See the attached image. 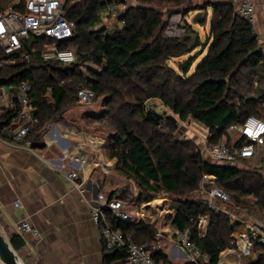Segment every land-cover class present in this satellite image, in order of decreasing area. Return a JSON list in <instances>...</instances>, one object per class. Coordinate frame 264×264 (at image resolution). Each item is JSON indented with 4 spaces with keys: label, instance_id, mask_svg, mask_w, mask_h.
Returning a JSON list of instances; mask_svg holds the SVG:
<instances>
[{
    "label": "trees",
    "instance_id": "1",
    "mask_svg": "<svg viewBox=\"0 0 264 264\" xmlns=\"http://www.w3.org/2000/svg\"><path fill=\"white\" fill-rule=\"evenodd\" d=\"M15 1L1 0V5L5 8ZM139 1L144 6L128 11L123 28L109 30L95 28L97 0H89L85 5L68 0V16L76 20L77 29L60 46L76 48L77 61L67 65L45 61L41 57V42H33L36 52H31L25 43L30 50L29 61L0 69V85L18 86L23 82L31 85L30 98L39 117L38 125L28 136L33 148L41 145L40 136L46 123L60 118L79 101L81 88H91L96 96H103V114L95 119L103 120L109 129L107 150L116 159V169L140 189L142 203L155 200L161 193L180 195L175 200L172 226L189 229L192 240L209 255L210 263L218 264L223 251L237 248L233 234L244 220L232 222L226 212L209 210L205 200L188 197L200 192L204 175H212L215 184L231 197L227 206L244 209L251 198L256 207L264 210V172L207 161L189 142L176 138L178 124L172 115L150 111L148 103L157 99L181 121L194 120L205 125L210 142H219L226 136L230 144L231 125L242 123L251 115L264 120V89L260 88L264 84V54L259 50L253 26L238 16L234 2H214L209 5L213 13L204 47L206 54L190 73L198 57L190 55L200 43L197 32L188 25L183 36H166V23L174 12L170 9L167 15L153 4L155 0ZM178 2L181 4L183 0ZM184 55L190 57L180 63V74L170 60ZM8 57L0 52V60ZM90 62L99 66V70L89 68L86 75L81 66ZM256 83L259 84L254 89ZM14 116V111L1 113L0 130ZM244 142L243 136L236 140L239 146ZM114 194L115 191L110 196ZM202 215L210 219L203 236L198 226ZM110 221L115 228L132 235L138 244L157 242L156 230L149 224H132L113 217ZM15 237L11 242L14 249H19L23 242L15 244ZM254 253L257 255L250 264H264V244L257 239ZM123 257L121 251H108L105 264ZM154 257L172 264L161 249L154 252Z\"/></svg>",
    "mask_w": 264,
    "mask_h": 264
},
{
    "label": "built area",
    "instance_id": "2",
    "mask_svg": "<svg viewBox=\"0 0 264 264\" xmlns=\"http://www.w3.org/2000/svg\"><path fill=\"white\" fill-rule=\"evenodd\" d=\"M89 0H73L74 4L85 5ZM99 6L95 16V28L104 27L109 30L121 29L126 25V14L131 8L140 5L139 0H97ZM68 0H16L13 5L2 7L0 0V52L8 58L0 60V69L8 64L28 62L31 52L37 48L33 42H41V57L45 61H57L61 64H72L77 61V54L72 48H62L60 43L70 40L76 33L77 22L69 18L67 9ZM236 11L244 21L254 22L256 7L252 0H240ZM188 26L180 13L168 17L165 34L171 38H178L187 33ZM28 43L30 50L26 49ZM259 50L264 54V42L259 45ZM32 87L28 82L18 86L0 85V106L6 93L11 94L10 110L15 116L4 128L5 133L14 144H22L32 148V141L28 138L30 133L39 123L36 107L30 98ZM96 98V93L91 88L85 87L78 91L80 103H89ZM194 121V120H193ZM188 122V121H187ZM196 122V121H195ZM206 128L202 155L214 164L237 165L242 159L260 161V152L264 150V120L251 115L244 122L231 125L229 132H234L239 137H245V142L239 146L236 141L229 144L227 139L219 142L209 141V129ZM207 157V158H206ZM68 182L85 191L82 183L78 182L79 169L65 172ZM200 192L204 195L206 206L216 212L224 211L232 222H242L236 215L239 208L229 209L227 204L231 197L215 184V177L204 175L200 182ZM20 206V200H16ZM146 203L140 206L135 213L124 208V202L116 197L98 195L97 204L92 207V220L99 227L102 243L107 251L118 250L125 254L127 264H168L164 260H156L154 252L160 249L157 242L138 244L132 235L126 234L121 229L112 225L110 217L132 224L143 222L154 223L148 215V210L154 205ZM145 205H149L148 207ZM172 221V219H171ZM210 219L208 215L200 216L198 226L200 234L206 233ZM21 233H31L40 236V230L28 221H22L18 227ZM174 238L179 248L185 254V264H211L209 255L203 253L192 240L189 229H175ZM236 238V237H234ZM259 240L264 244V223L256 222L247 224L240 239L237 238V248L226 249L221 253L218 264H240L242 255L254 253V242ZM231 252L232 254H228ZM229 255H231L230 260ZM233 255V256H232Z\"/></svg>",
    "mask_w": 264,
    "mask_h": 264
},
{
    "label": "crops",
    "instance_id": "3",
    "mask_svg": "<svg viewBox=\"0 0 264 264\" xmlns=\"http://www.w3.org/2000/svg\"><path fill=\"white\" fill-rule=\"evenodd\" d=\"M252 1L256 7L252 26L260 45L264 42V0ZM232 2L237 7L240 0ZM10 95L6 93L0 114L10 110ZM149 103L164 110L165 106L157 99ZM87 117L86 113L79 118L72 116L71 124L47 122L41 132V145L37 148L14 144L4 129L0 130V234L25 264L106 263L108 251L103 246L99 227L92 220V207L98 202L95 187L99 190L98 195L111 197L115 189L113 179L122 181L124 176L117 172L116 159L106 152L107 135L94 130V125L103 120L94 119L93 122ZM229 133L232 142L239 138L238 134ZM225 139L226 136L222 140ZM262 157L264 155L259 162L264 164ZM75 169H79L78 182L84 185V192L71 185L65 176V172ZM113 197L119 198L115 194ZM18 199L19 207L15 204ZM162 203L154 202L153 209L147 211L154 221L149 225H156L161 217L169 216L173 220L175 211L164 210L162 214L157 209ZM124 208L135 213L139 207L134 209L124 202ZM24 220L40 230L39 237L19 232V224ZM13 236H16L15 244L23 242L19 249L12 245ZM156 239L172 264H185V254L174 237L158 228ZM0 264L5 263L0 259ZM111 264H127V260L123 257Z\"/></svg>",
    "mask_w": 264,
    "mask_h": 264
},
{
    "label": "rangeland",
    "instance_id": "4",
    "mask_svg": "<svg viewBox=\"0 0 264 264\" xmlns=\"http://www.w3.org/2000/svg\"><path fill=\"white\" fill-rule=\"evenodd\" d=\"M178 1L162 0V2L160 3V0H155L153 4L157 6V8L160 9L161 11L166 12L167 15H169L168 11L170 9L171 11L174 12V14L175 13L182 14L183 20L187 24V26L191 25L193 30L197 32V36L199 38L200 43L199 46L196 49H194V51L190 54L191 56H198L197 59L195 60L193 68L190 70V72L192 73L195 70L194 69L195 65L198 64V62L204 57L207 51V47L206 49H204V47L205 44L208 43L207 36L210 33V19L213 13L212 8L209 7V5L214 2L227 1V0H183L181 4H179ZM139 3L140 5H143L141 1H139ZM163 5H165V7ZM198 16H199L198 20L194 21V19L197 18ZM194 37L196 38V35ZM190 55H184L186 57L182 56V58L178 57V59L174 58L170 60L171 66L174 67V69H176L178 72H180V68H179L180 63L187 60L190 57ZM89 68L93 70H99V66H96L92 62L88 64L86 63L81 66V69L86 75H88L87 70ZM180 74L182 73L180 72ZM258 84L259 83H256L254 85V89L258 86ZM260 88L264 89V84H261ZM48 98L50 99V94H48ZM103 102H104L103 96H96V98L89 103H80L79 101H76L73 106L67 108L61 114L60 118L53 120V122L62 121L63 123L71 124L72 116H74L75 118H79L81 114L85 115V113L88 114L87 118H91V121L94 122L95 116H99L103 114V110H104ZM148 108L150 111L157 112L163 116L166 115L174 116L178 124L176 138L179 139L180 141L189 142L191 146H194L200 152H202V148L205 141L204 136L206 132V128L202 124L195 122L193 120H190L188 122L187 121L183 122L180 120L178 115H175L167 107L166 108L164 107L163 110V108H157L153 104L148 103ZM94 130H96L98 133H101L102 135H107V132H109V129L105 126V123L103 122L94 125ZM106 145H108V143H106ZM106 152L109 155L108 150H106ZM263 155H264V150H261L259 158ZM262 159H264V157H262ZM262 164L263 161L260 163L259 159L257 160L249 159L246 160L245 162H240L237 165H239L242 169H247V170L257 169L264 172V167L262 166ZM117 172L119 171L117 170ZM121 178H123L122 181H117V179L116 180L113 179L115 183V189H114L115 195H117V197H119V199H121L122 201L126 202V204H129L131 208L136 209L137 207H140L143 204L142 202H140V198H139L140 189L136 186L133 180L127 178L126 176ZM187 197L188 196H184L182 198H187ZM179 198H181L180 195H169L167 193H161L160 195L157 196L155 200L149 203L151 205H153L154 202H157V204L159 203L161 204L162 203L161 200H164L163 202H165L166 204L162 203L163 204L161 205L162 207L160 206L161 208L158 207L157 209H159V211L162 212V214L164 210L165 211L168 210L169 212L170 211L176 212L175 200ZM188 198L205 200L204 195L199 191L192 193L191 195H189ZM245 205L247 206V208L236 210V215L241 217L242 220H244L243 221L244 223L242 226L236 228L237 233L233 234V238L236 237L234 238L235 241L237 240V238L240 239L242 231L246 230L247 228V224L249 223L254 224L256 222L264 223V210L256 207L254 205V201L251 198H249L246 201ZM227 207L232 210L231 206H227ZM155 213H158V211L156 210ZM158 220L159 222H157L156 225H151L156 230V233L158 232V228H161L163 231H165V233L169 234V236L174 237L173 233L176 228L172 226L173 220L171 221L169 216H167L166 218L161 217ZM256 253L252 255H242L240 264H250L253 258H255V255H257Z\"/></svg>",
    "mask_w": 264,
    "mask_h": 264
},
{
    "label": "water",
    "instance_id": "5",
    "mask_svg": "<svg viewBox=\"0 0 264 264\" xmlns=\"http://www.w3.org/2000/svg\"><path fill=\"white\" fill-rule=\"evenodd\" d=\"M199 16L194 19V21H197ZM195 41V40H194ZM193 41V46H196L195 42ZM172 119L176 122V118L174 116H171ZM98 188L95 187V196H98ZM0 259L5 264H25L18 256L11 250L9 244L4 239V237L0 234Z\"/></svg>",
    "mask_w": 264,
    "mask_h": 264
},
{
    "label": "bare ground",
    "instance_id": "6",
    "mask_svg": "<svg viewBox=\"0 0 264 264\" xmlns=\"http://www.w3.org/2000/svg\"><path fill=\"white\" fill-rule=\"evenodd\" d=\"M157 206H158V205H157ZM228 254H232V253H231V252H228ZM230 256H231V255H229V259H228V260H230V258H231ZM232 256H233V255H232Z\"/></svg>",
    "mask_w": 264,
    "mask_h": 264
}]
</instances>
